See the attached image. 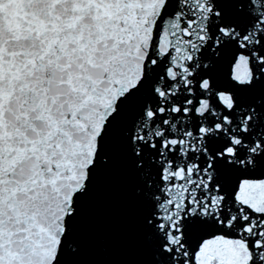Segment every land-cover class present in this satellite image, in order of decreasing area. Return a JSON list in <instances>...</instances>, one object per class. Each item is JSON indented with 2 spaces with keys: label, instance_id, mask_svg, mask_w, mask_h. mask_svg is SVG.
I'll return each mask as SVG.
<instances>
[{
  "label": "snow or ice",
  "instance_id": "obj_1",
  "mask_svg": "<svg viewBox=\"0 0 264 264\" xmlns=\"http://www.w3.org/2000/svg\"><path fill=\"white\" fill-rule=\"evenodd\" d=\"M0 264H264V0H0Z\"/></svg>",
  "mask_w": 264,
  "mask_h": 264
}]
</instances>
